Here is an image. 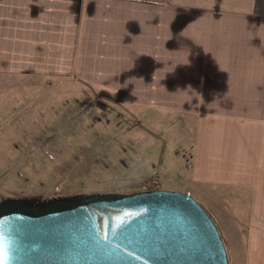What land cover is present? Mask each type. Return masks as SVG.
<instances>
[{
	"label": "crops",
	"instance_id": "crops-1",
	"mask_svg": "<svg viewBox=\"0 0 264 264\" xmlns=\"http://www.w3.org/2000/svg\"><path fill=\"white\" fill-rule=\"evenodd\" d=\"M34 79L192 117V180L264 211V0H0V114Z\"/></svg>",
	"mask_w": 264,
	"mask_h": 264
},
{
	"label": "rangeland",
	"instance_id": "rangeland-1",
	"mask_svg": "<svg viewBox=\"0 0 264 264\" xmlns=\"http://www.w3.org/2000/svg\"><path fill=\"white\" fill-rule=\"evenodd\" d=\"M30 86L32 92L23 99L16 93L0 114V203L39 208L56 199L183 191L217 224L230 264L260 256L255 249L264 247V211L240 209L236 203L243 196L234 187L192 180V117L132 110L96 87L37 79Z\"/></svg>",
	"mask_w": 264,
	"mask_h": 264
},
{
	"label": "water",
	"instance_id": "water-1",
	"mask_svg": "<svg viewBox=\"0 0 264 264\" xmlns=\"http://www.w3.org/2000/svg\"><path fill=\"white\" fill-rule=\"evenodd\" d=\"M0 264H230L211 215L168 189L0 203Z\"/></svg>",
	"mask_w": 264,
	"mask_h": 264
}]
</instances>
